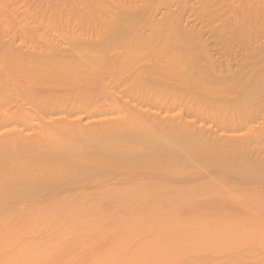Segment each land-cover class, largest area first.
<instances>
[{
  "label": "bare ground",
  "instance_id": "6f19581e",
  "mask_svg": "<svg viewBox=\"0 0 264 264\" xmlns=\"http://www.w3.org/2000/svg\"><path fill=\"white\" fill-rule=\"evenodd\" d=\"M0 2V264H249L263 44L222 61L188 0Z\"/></svg>",
  "mask_w": 264,
  "mask_h": 264
},
{
  "label": "rangeland",
  "instance_id": "374dc122",
  "mask_svg": "<svg viewBox=\"0 0 264 264\" xmlns=\"http://www.w3.org/2000/svg\"><path fill=\"white\" fill-rule=\"evenodd\" d=\"M191 1V2H190ZM188 0V9L190 8L191 9V12L190 11H188V9L187 10H185L184 12H186V14L184 15V14H182V15H184V17H182L183 18V22L185 21V20H187L186 22H184L183 23V25L185 26V24H189V28L191 27V28H193V27H195V25H196V28L197 29H200V28H203V29H200V30H202V32L204 31V33H203V35H204V40L206 39V38H208V41H207V39H206V41L208 42V43H210V44H208V45H210V49H211V53H213V54H215L216 55V53L217 52H220V53H218L219 54V56H221L222 58H225L224 60L222 59V61H229V63L231 62H234V61H236L237 59L236 58H240V59H238V61H236V62H239V60L242 62V60L243 59H247L248 58V56L249 55H254V57L256 56L255 55V53L257 54V50H258V48H260V47H262V44H263V46H264V13H263V11H264V0H213L212 1V3H211V0L208 2V0H207V2H208V4L209 3H211V5L209 6H207V7H205L204 5L205 4H207V2H205V0H203L205 3L203 4V6L201 5V7H203V9L201 10L198 6L201 4V2L199 3V1H195V0ZM202 1V2H203ZM260 1V3H258ZM5 2V1H4ZM1 3V2H0ZM256 3V5H254ZM257 3H258V5H257ZM1 4H4L3 3V1H2V3ZM190 4V5H189ZM5 5V4H4ZM8 5V4H7ZM253 5V6H252ZM177 6H178V8H177ZM176 7L175 6H173V8H174V11L176 12L175 14H177V15H180V14H178V13H182V9L180 10V6L179 5H177ZM190 6V7H189ZM213 6V7H212ZM195 7L197 8L196 9V12H194L195 11ZM242 7V8H241ZM244 7V8H243ZM249 7V8H248ZM251 7H252V9H251ZM254 7V8H253ZM258 7H259V10H258ZM172 8V9H173ZM199 8V9H198ZM209 8V9H208ZM241 8V9H240ZM176 9H178L177 11H179V12H177L176 11ZM189 9V10H190ZM194 9V10H193ZM207 9V10H206ZM211 9L213 10V12H212V14H211ZM221 9V10H220ZM230 9V10H229ZM237 9V10H236ZM243 9V10H242ZM246 9V11H244ZM113 9H110L109 11H112ZM163 11L161 12V13H163L164 12V9H162ZM199 10H201V11H199ZM209 10V11H208ZM223 10V11H222ZM234 10H235V12H234ZM248 10V11H247ZM173 11V10H172ZM187 11H188V14H187ZM198 11H199V14L200 13H204L207 17H205V15L204 14H200V18L198 17V21H200L201 20V16H202V18H203V20H201V22H197V23H194V21L196 22V18H197V16L199 15L198 14ZM216 13H215V12ZM241 11H244V12H241ZM256 13H255V12ZM260 11V12H259ZM193 12V13H192ZM231 13V12H234V13H231V14H229V13ZM238 12H240V13H238ZM246 12V13H245ZM248 12V13H247ZM249 12H251V15L249 16ZM207 13H209V14H207ZM226 13H227V15H226ZM244 15H243V14ZM191 14H192V16H191ZM196 14H197V16H196ZM216 16H215V15ZM237 14H239V15H237ZM242 14V15H241ZM162 16H163V14H161ZM161 15H159V18H161L162 16ZM237 15V16H236ZM248 15V16H247ZM254 17H253V16ZM255 15H256V19H255ZM161 16V17H160ZM188 16H189V18H188ZM195 16H196V18H195ZM230 16V17H229ZM234 16H235V20H233V18H234ZM244 16V17H243ZM253 18H252V17ZM185 17H187V19L185 18ZM206 19H205V18ZM211 17V18H210ZM233 17V18H232ZM242 19H241V18ZM252 19H251V18ZM214 18V19H213ZM248 18H249V20H250V22H249V20H248ZM192 19H194L193 20V22H192ZM207 19H209V20H211V21H207ZM213 19V20H212ZM232 19V20H231ZM191 22H190V21ZM206 20V21H205ZM240 20H242V21H240ZM247 20V21H246ZM246 21V22H245ZM206 22V23H205ZM235 22V23H234ZM240 22H241V25H240ZM202 23V24H201ZM211 23V24H210ZM227 23H229V24H227ZM232 23H234V24H236V25H234V24H232ZM243 23V24H242ZM206 24V25H205ZM249 25V26H246V25ZM191 25V26H190ZM230 25V26H229ZM231 25H232V27H231ZM234 25V26H233ZM240 25V26H239ZM244 26V28L243 27H241V26ZM97 26V25H96ZM98 26H100V25H98ZM97 26V27H98ZM187 26V25H186ZM200 26H202V27H200ZM207 26V27H206ZM97 27H95V28H93L92 26H90V28H92V30L93 29H96ZM205 27V28H204ZM233 27H235V28H233ZM241 27V28H240ZM249 27V28H248ZM89 28V31L91 30ZM101 28H103V27H99L98 29L100 30ZM208 28V30H206ZM243 28V29H242ZM81 29V28H80ZM83 29H85L84 31H88L87 30V28H83ZM240 29H242V30H240ZM249 29V30H248ZM199 31V30H198ZM208 31V32H207ZM210 31V32H209ZM244 31H246L245 33H244ZM205 32H206V34H205ZM237 32L239 33V34H237ZM240 33H243L242 35H240ZM209 34H211L212 35V38L210 37V36H208ZM216 34V35H215ZM245 35V36H244ZM235 36V37H234ZM239 36H241V38L243 39V37H244V39H245V41H242V39L239 37ZM238 37V38H237ZM251 38V39H250ZM235 39V40H234ZM236 39H238V40H236ZM239 39H240V41H241V43H239L240 41H239ZM248 39V41H246ZM250 39V40H249ZM258 39V40H257ZM262 39V40H261ZM209 40H210V42H209ZM255 40H256V43H255ZM260 40V41H259ZM234 41V42H233ZM249 41H250V43H249ZM261 43H259V42ZM227 42V43H226ZM253 42L255 43L254 44V46L252 47V45H253ZM258 42V43H257ZM232 43V44H231ZM240 45H242V46H239V44ZM243 43H245L246 44V46H245V44H243ZM219 44H222V46L221 45H219ZM238 44V45H237ZM18 45H20V41L18 42ZM213 45V46H212ZM218 45V46H217ZM224 45V46H223ZM233 45H235V46H233ZM244 45V46H243ZM251 47H250V46ZM221 46V47H220ZM231 46V48H229ZM249 46V47H248ZM215 47V48H214ZM218 47H220V49L218 48ZM223 47V48H222ZM237 47V48H236ZM254 47H256V49H255V53L254 54H252L251 52L253 51L254 52ZM258 47V48H257ZM234 48H236V51H235V49ZM238 48H241V49H239L238 51H237V49ZM244 48V49H243ZM248 48V49H247ZM263 48V47H262ZM219 51H218V50ZM222 49V50H221ZM246 49V50H245ZM253 49V50H252ZM217 50V51H216ZM225 50V51H224ZM230 50V51H229ZM250 50V51H249ZM260 50V49H259ZM216 51V52H215ZM229 51V52H228ZM241 51V52H240ZM263 51V50H262ZM262 51L260 52V51H258V52H260V53H262ZM223 52H228L226 55H224V56H222L224 53ZM238 52V53H237ZM240 52V53H239ZM246 52V53H245ZM248 52H249V55H248ZM233 53H235V54H233ZM241 53H243V55H245V56H242V54ZM233 54V56H231V55ZM237 54V55H236ZM263 54H264V52H263ZM234 55H236V56H234ZM240 57H239V56ZM246 55H248V56H246ZM260 55V54H259ZM227 56V57H226ZM232 57H235L234 59L232 58ZM244 57V58H243ZM251 56H249V59H251L250 58ZM264 56H262V58H263ZM228 58V59H227ZM231 58L234 60V61H232L231 60ZM243 58V59H242ZM259 59H260V57H259ZM255 60V59H254ZM258 60V59H257ZM253 61V60H252ZM251 61V62H252ZM225 62V64H229V63H226ZM236 62H234L233 64H235ZM229 64V65H232V64ZM237 64V63H236ZM261 66V65H260ZM236 68V67H235ZM111 92H113V91H111ZM114 92H117L116 90L114 91ZM113 92V93H114ZM112 93V94H113ZM116 94V93H115ZM114 94V97H116L117 99H119L118 98V96L120 97V95H118V92H117V94L115 95ZM118 95V96H117ZM122 97H123V95H121ZM121 98V97H120ZM122 99V98H121ZM121 99H120V101H121ZM123 99H125V100H127L128 98L127 97H123ZM122 99V100H123ZM128 100H130V98L128 99ZM127 100V101H128ZM124 101V100H123ZM123 102V103H128V102ZM131 101V100H130ZM129 101V102H130ZM157 102V101H156ZM134 105V104H133ZM29 107V106H28ZM180 111H181V109H180ZM179 110H178V112L177 113H179L180 112ZM184 112V111H183ZM176 113V112H175ZM116 117H117V115H116ZM191 121V120H190ZM40 199H42V200H40ZM38 200V199H37ZM44 200V198H39V200H38V202L39 201H43ZM21 204V203H20ZM20 204H17V207H20ZM23 206L24 205H26L25 203L24 204H22ZM28 205V204H27ZM22 207V206H21ZM23 238V239H22ZM21 238V240L20 241H22V240H26L24 243L22 242V244H25L26 242H27V239L29 240V238H27L26 236H24V237H22ZM264 246V245H263ZM259 249H261L260 251H254V252H252V253H254V255L252 254L251 256H249V258L247 259H245V261H246V263H249V264H253V263H256V262H258V260H259V262H264V247H261V248H256L255 250H259ZM263 251V252H262ZM262 252V253H261ZM236 253H238V255L241 257L242 255V252L241 251H238V252H236ZM240 257H236V258H240ZM258 259H257V258ZM231 257L230 258H227V261H231ZM256 259V260H255ZM249 262H248V261ZM226 261V260H225ZM253 261V262H252ZM254 261H256V262H254ZM251 262V263H250ZM257 264V263H256ZM259 264V263H258Z\"/></svg>",
  "mask_w": 264,
  "mask_h": 264
}]
</instances>
